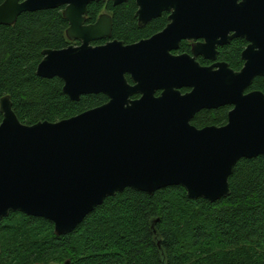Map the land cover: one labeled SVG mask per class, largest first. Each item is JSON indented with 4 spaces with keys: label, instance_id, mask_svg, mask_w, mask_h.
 Here are the masks:
<instances>
[{
    "label": "water",
    "instance_id": "obj_1",
    "mask_svg": "<svg viewBox=\"0 0 264 264\" xmlns=\"http://www.w3.org/2000/svg\"><path fill=\"white\" fill-rule=\"evenodd\" d=\"M95 1L107 0L0 4V25H14L27 12L64 7L67 37L80 45L44 50L37 74L62 79L73 101L99 93L109 99L70 118L28 125L10 96L1 98L0 222L22 212L52 221L56 235L67 234L127 188L153 195L181 185L189 198L216 202L231 194L229 180L242 158L264 155V93L247 92L264 76V0H137L141 19L174 9L173 22L132 45L114 40L93 46L112 35L107 15L85 25ZM188 14L192 23L181 28ZM230 31L250 42L239 71L225 62L202 67L193 57L170 53L183 38L205 36L207 43L194 53L215 59L222 43L216 36ZM183 87L191 91L183 94ZM222 106H232L225 125L192 124L201 110Z\"/></svg>",
    "mask_w": 264,
    "mask_h": 264
},
{
    "label": "trees",
    "instance_id": "obj_2",
    "mask_svg": "<svg viewBox=\"0 0 264 264\" xmlns=\"http://www.w3.org/2000/svg\"><path fill=\"white\" fill-rule=\"evenodd\" d=\"M104 5L91 3L89 16L95 18ZM108 6L115 12L114 36L127 43L163 26L159 18L139 28L134 0L115 7L110 0ZM63 10L27 12L14 25H0V100L9 95L28 125L70 118L109 100L99 93L73 101L62 79L37 74L44 50L73 44ZM244 45L236 40L220 57L239 70ZM251 90L264 93V76L255 78ZM231 109H203L192 124L225 125ZM229 182L231 194L216 202L189 198L181 185L153 195L127 188L63 235L46 218L11 212L0 222V264H264V155L242 158Z\"/></svg>",
    "mask_w": 264,
    "mask_h": 264
},
{
    "label": "flooded vegetation",
    "instance_id": "obj_3",
    "mask_svg": "<svg viewBox=\"0 0 264 264\" xmlns=\"http://www.w3.org/2000/svg\"><path fill=\"white\" fill-rule=\"evenodd\" d=\"M109 1L110 0H107L105 2L104 1H97V2H103V3H105V5H104L103 9L99 12V14L95 18H92V16H89V10H88V14L86 16L85 25H93V24H95L98 21V19L100 18V16H102V15H107L112 20V35L110 37H105L103 39L93 41L91 43L93 46L105 45L106 43L111 42V41H114V40L123 41L126 45H132V44L138 43V42L143 41V40H148V39L152 38L153 36H155V35H157L159 33L164 32L167 29V27L173 22L172 16L174 14V9L164 10V11H162L160 13V15H158L156 17H152L150 19H147V17H145L144 19H141V15L138 14V11H139L138 2H137V0H134L135 3H136L135 17L137 19V26L139 28H145L151 22H153L154 20L159 19V18H163L164 19V23H163V26L161 28L155 30L154 32L150 33L149 35L140 37V38H138L137 40H135L133 42L127 43L126 41L121 40V39H119V38H117V37L114 36L115 12L112 9H109V6H108L109 5ZM127 1H129V0H127ZM127 1H125V2H127ZM240 1H242V0H239V2ZM111 2H112V5L114 7L122 4L121 3V4H118V5H115V3H114L115 0H111ZM125 2H123V3H125ZM215 19L216 18H214V20ZM184 21H186V22H184L183 24L181 22V28L182 27H187V25H185L187 22H191L192 23V18L190 16V14H188V16H184ZM234 34H235L234 31H230L227 34L217 35L216 36V40L221 41L222 43H219L218 42L216 44L217 55H216V58L215 59H211L210 57H207L206 53H204V54H197V55L194 53V47L195 46L196 47H200V46H203L204 44L207 43V37H205V36H198V37H193V38H183V39H181L178 48L171 50L170 53L172 54V56H175V57H179V56H189V57H193V58H195V60L202 67H210V66H213L214 64H217V63H220V62L228 63L226 60H224V59H222L220 57L221 56V49L224 48V47H226V46L231 45L234 41L241 39V40H245L244 49L241 52V58L243 60V52L245 51V49L248 48V46L250 45V42L247 40V38L242 37V36H234ZM226 40H228V41H226ZM72 42H73V44H71V45H75V46L80 45V41H78V40H75V41H72ZM243 62H244V60H243ZM244 63H243V66H244ZM243 66L239 70H241L243 68ZM239 70H236V71H239ZM127 79H128V81L130 83H133L132 78H131V75L127 74ZM190 91H191V88H188V87H183L181 89V92L183 94L188 93ZM251 91H253V90H251ZM247 92H249V91H247ZM156 94L157 95H160L161 94V91H157ZM139 97H140V94H137V95H134L133 96V99H137Z\"/></svg>",
    "mask_w": 264,
    "mask_h": 264
}]
</instances>
